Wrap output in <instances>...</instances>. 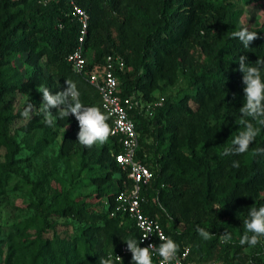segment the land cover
Segmentation results:
<instances>
[{"label":"trees","instance_id":"trees-1","mask_svg":"<svg viewBox=\"0 0 264 264\" xmlns=\"http://www.w3.org/2000/svg\"><path fill=\"white\" fill-rule=\"evenodd\" d=\"M240 1L261 3L264 9V0ZM73 6L88 17L82 72L72 70L64 59L75 46L80 28ZM239 16L230 0H0V147L5 149L0 189L11 178L13 156L20 151L16 133L9 129L12 118L26 102L42 107V93L33 88H48L55 94L70 79L80 101L102 111L86 74L107 54H118L124 62V69L117 72L120 96L139 94L150 101L155 98L153 90L163 95V87L176 79L185 85L179 92L165 94L151 117L136 110L129 114L138 134L135 158L151 173L139 190L142 213L158 220L166 237L179 245V252L187 248L188 261L264 264V237L252 248L239 244L249 209L264 206V154L252 155L254 149L264 148V126L252 121L261 131L247 153L221 155L243 129L239 108L244 84L237 60L244 55L246 63L254 65L257 58H264V15L253 26L242 25ZM241 26L257 31L258 39L247 49L231 38ZM22 54L31 66L23 73L15 63ZM14 92L26 96L19 111L6 105V97ZM51 111L53 123L66 126L60 152L68 155L71 150L90 161L94 172L87 178L94 193L84 199L71 195L69 189L52 188L47 198L39 190L48 182H32L33 214L22 226L35 230L25 246L14 245L19 249L17 264H101L104 259L132 264L130 251L119 262L113 257L125 241L139 237L127 215H109L114 197L132 184L128 169L110 155L109 150L120 149L116 138L86 148L77 142L75 117L60 118L59 109ZM107 122L110 125V119ZM24 130L32 139L23 141L32 155L50 142L42 132L54 133L42 113L29 120ZM145 137L151 142H145ZM233 161H239L238 168ZM216 205L223 207L217 211ZM64 216L84 222L61 237L51 219ZM197 227L211 232L212 238L203 239ZM225 231L233 236L227 244L221 243Z\"/></svg>","mask_w":264,"mask_h":264},{"label":"rangeland","instance_id":"rangeland-1","mask_svg":"<svg viewBox=\"0 0 264 264\" xmlns=\"http://www.w3.org/2000/svg\"><path fill=\"white\" fill-rule=\"evenodd\" d=\"M230 1L239 9V21L242 25L253 26L263 18V4H244L240 0ZM15 63L21 73L31 68L25 63L23 54L15 60ZM184 86L181 78L176 79L172 85L163 87V95L158 90H153L151 95L153 98L160 96L163 98L165 94L179 92V89L184 88ZM33 90L38 91L39 87H34ZM25 98L26 96L14 92L6 97L8 100L6 105H10L14 111H19ZM39 108L41 107H35V109ZM21 113L22 111L15 115L9 124L10 132L16 133V141L19 143L20 151L13 156L15 161L10 167L12 170L11 178L0 189V264H17L19 259V249L17 247L25 246L27 238L32 236L35 230L34 226L26 228L22 226V223L33 214L32 206L30 205V201L33 198L29 194L32 182L39 180L48 182L44 186L42 185L39 190V194L47 198L52 188L60 191L69 189L71 190V195H79L80 198L84 199L94 193V188L89 185L87 178L94 172L90 161L85 157L81 158L71 150L68 155L60 152L61 134L65 131L66 126L61 127L53 123L51 130L54 133L43 131L42 135L49 139L50 142L32 155L23 142H32V139L29 136H25L24 127L28 121L25 122ZM35 115L33 114L32 118ZM52 117L54 122V115ZM24 137H27L26 140L23 139ZM144 141L149 143L151 138L145 137ZM4 152L5 149L0 147V161L3 160ZM51 220L56 223V231L61 237H65L67 233L71 232L73 226L84 222L72 216L55 217ZM178 228L181 230V225ZM44 235L49 236V233H44ZM15 244L17 245L16 248L14 247ZM245 252H248L247 248H245ZM122 258L120 257L116 261L119 262ZM262 258L264 263V257Z\"/></svg>","mask_w":264,"mask_h":264},{"label":"clouds","instance_id":"clouds-1","mask_svg":"<svg viewBox=\"0 0 264 264\" xmlns=\"http://www.w3.org/2000/svg\"><path fill=\"white\" fill-rule=\"evenodd\" d=\"M231 38L238 39L243 47L247 49L251 42L258 39V35L257 31H250L247 26H241L239 30L231 33ZM246 60L247 57L244 55H240L237 60L239 70L243 73L242 81L244 84V102L239 108L241 113L239 123L243 126V129L232 139L231 145L223 149L221 153L223 156L247 153L250 145L261 131V128L255 126L252 121L264 126V79H262L264 58H257L254 65H249ZM65 83L67 87L55 94L51 93L48 88L39 89L38 91L42 93V107L35 109L30 101L26 102V106L21 113L25 122L31 120L33 114L39 115L42 113L44 122L51 126L53 124L51 109H59L60 118H67L71 114L77 120L79 126L77 142L80 145L91 148L97 144L107 143L109 137L113 134L107 122L109 116L96 106L84 105L80 101V92L72 80H65ZM248 118H251V120ZM262 154H264V148H257L252 152L253 156ZM233 167L238 168L239 161H233ZM222 207L216 205L215 209L219 211ZM243 224L245 231L239 237V244L252 248L261 243V237H264V206L250 208L248 218L244 219ZM140 228L146 233H151V228L146 227L144 224H141ZM196 230L203 239L209 240L212 238V233L204 228L197 227ZM147 235H144L142 239H146ZM159 239L163 242L160 243L158 248L151 243L145 247H140L136 240L129 239L125 241L127 250L131 252L132 264H153L152 250H155L161 258V264H173V261L179 264L177 259L179 245L171 238L163 235ZM232 240L233 236L230 232L225 231L222 234L221 243L227 244ZM184 255L186 256L187 253L185 252ZM101 264H111V261L104 259Z\"/></svg>","mask_w":264,"mask_h":264},{"label":"built area","instance_id":"built-area-1","mask_svg":"<svg viewBox=\"0 0 264 264\" xmlns=\"http://www.w3.org/2000/svg\"><path fill=\"white\" fill-rule=\"evenodd\" d=\"M73 16H75L80 28L75 46L66 54L64 59L72 70L75 72H82L86 64L82 42L88 17L82 9L76 6H73ZM77 68H79V70H77ZM123 69L124 62L121 56L118 54H107L103 62L91 68L86 74L88 83L95 88L98 94L102 111L109 116L110 127L113 132L111 136L116 138L120 146L117 152L109 150L110 155L121 168L128 169L127 176L132 181L128 190L119 192L114 197V207L109 215H113L115 212L127 215L139 231L138 243L142 247L151 243L158 248L160 243L163 242L159 237L161 235L166 237V235L158 220L155 217L151 218L143 214L139 206L140 187L149 181L151 173L144 164L135 158L138 147V134L129 114L131 111L136 110L145 117H151L154 109L161 106L162 97L144 101L139 94L120 96L118 94L119 80L117 78V72ZM141 224L151 228V233L142 231L140 228ZM144 235H147L146 239H142ZM127 252H129L127 247L122 245L119 249V253L114 254L113 257L114 259H119L122 254ZM185 252L188 253L187 248L184 247L177 254L179 264H197L186 260L187 255H184ZM151 255L154 259V264H161V258L155 250H152ZM173 264H176V261H173ZM208 264H217V262H210Z\"/></svg>","mask_w":264,"mask_h":264}]
</instances>
